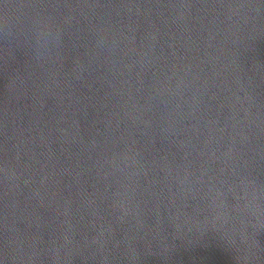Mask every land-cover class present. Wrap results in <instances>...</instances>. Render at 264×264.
Here are the masks:
<instances>
[{
  "label": "water",
  "instance_id": "1",
  "mask_svg": "<svg viewBox=\"0 0 264 264\" xmlns=\"http://www.w3.org/2000/svg\"><path fill=\"white\" fill-rule=\"evenodd\" d=\"M0 264H264V0H0Z\"/></svg>",
  "mask_w": 264,
  "mask_h": 264
}]
</instances>
